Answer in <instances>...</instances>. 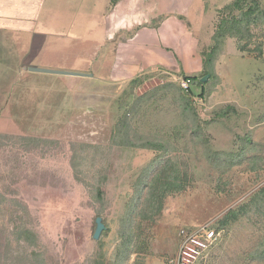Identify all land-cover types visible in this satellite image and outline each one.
<instances>
[{"label": "rangeland", "instance_id": "374dc122", "mask_svg": "<svg viewBox=\"0 0 264 264\" xmlns=\"http://www.w3.org/2000/svg\"><path fill=\"white\" fill-rule=\"evenodd\" d=\"M106 1L75 3L79 10L65 9L70 22L62 26L54 25L46 0L36 30L44 24L46 32L68 38L63 45L46 33L39 38L47 44L37 66L95 74ZM130 1L125 4L137 11L140 0ZM231 1L176 0L198 36L199 52L211 45L218 12ZM257 1L264 11V0ZM251 29L247 51L231 38L217 51L203 97L191 86L199 137L181 109L180 69L154 67L135 86L131 79L101 92L78 84L63 89L53 83L55 74L31 71L43 68L26 65L29 56L17 38L2 32L0 264H170L181 228L216 226L228 211L235 219L196 264H264L258 256L264 248V25ZM103 63L107 69L110 58ZM226 106L237 114L212 117ZM239 136L251 141L241 160L216 156L236 153ZM164 169L167 176L178 174L165 182L174 186L162 189L160 208L145 206L148 185ZM141 180L146 185L137 193ZM96 217L105 226L98 240ZM129 230L132 241L124 249ZM24 231L29 234L21 236Z\"/></svg>", "mask_w": 264, "mask_h": 264}, {"label": "crops", "instance_id": "0c3cea01", "mask_svg": "<svg viewBox=\"0 0 264 264\" xmlns=\"http://www.w3.org/2000/svg\"><path fill=\"white\" fill-rule=\"evenodd\" d=\"M84 1L86 0H51V14L57 17L53 19L54 25L68 24L70 17H67L65 9H73V6L74 10H79L80 7L75 3H85ZM44 3L46 0H0V34L4 32L9 38H17V42L21 44L19 49L29 56L26 65L57 69L61 65L51 67L45 63L37 66L40 65L37 60L47 44V41L39 43L40 39L52 37V41L58 39L63 45L68 38L62 32H46L44 24L36 30L41 22ZM92 3L95 5L96 1ZM106 3L101 16V19L104 17L105 24L104 38L95 47L101 62L98 70L95 74L87 75L82 70L58 69L83 76L55 74L57 77L53 83L60 82L63 89L78 84V87H92L101 92L104 89L109 90L115 82L125 83L154 67L167 71L180 69L186 75H197L201 72L198 36L192 31L194 29L186 15L177 11L176 0H171V3L168 0V4L167 0H140L136 4L137 11L132 3L125 4V0H117L113 5L110 0ZM170 4L172 8L169 7ZM125 17L130 18L126 21L128 24L125 27L119 26V20ZM96 54H92L90 58H95ZM107 57L110 58V63L105 69L103 62Z\"/></svg>", "mask_w": 264, "mask_h": 264}, {"label": "trees", "instance_id": "16d2710c", "mask_svg": "<svg viewBox=\"0 0 264 264\" xmlns=\"http://www.w3.org/2000/svg\"><path fill=\"white\" fill-rule=\"evenodd\" d=\"M116 1L117 0H111V4L112 5L115 4ZM218 13L220 15V18H219L218 23L216 24L214 33L211 37V45H209L206 48L204 47L202 50H200V56L202 59L201 72L198 75H186L185 73L181 72V75H180L182 80L185 82H188V85H189L187 88L182 87L184 90L180 88L183 91V94L180 96V98L182 99L181 109L184 114H186V112H189L190 114H187V115L192 116V117H188L192 121V126L190 128H192L193 133L197 137H199L200 127L197 124V116L196 114H194L195 111L193 110L192 103H191V98L193 96L191 86L197 87V88L200 87L201 93L199 94V96L203 97L205 95V89L203 88L204 85L201 82V79L206 75H209L210 78L213 77V74H212L213 62L215 60L217 51L220 49V47L223 46L225 40H227L228 38L235 39L237 41L238 50L242 52L247 51L246 49L248 46L247 44L252 37L251 27L253 25H264V11L261 9L260 4L257 0H233L230 3H228ZM260 44L261 45L257 46L256 48L259 51V53L262 52V47H263V44L262 43ZM141 78H142L141 76H137L136 78L130 81V84H132L133 86L139 84L142 81ZM236 114H237V111L234 109V107L226 106L214 112V115L212 117L224 119V118H228L229 116L236 115ZM125 123H126V120L122 122V126ZM238 140H239L240 145L238 146L239 150H237L236 153L235 152L217 153L216 156H219V157L228 156L229 158H232V160L235 162L237 159L241 160L246 152L247 145L251 141H250L249 136H245V137L239 136ZM145 146L149 148L150 146L153 147L151 142H146ZM165 151L167 150L165 149ZM174 168L177 169V166H175ZM173 175L167 176L166 170H165L162 176H158V177H155V179H153L154 180V182L152 181L153 186L148 185L149 195L145 199V206L147 205L148 207L153 206L154 208H160L162 200H163V196L165 195L163 192L164 188L169 191L170 189H172L171 186L172 187L174 186V184L173 183L171 184V182H168L166 184L165 182L169 178L173 179L174 181L176 180V177L178 176V174L176 175L173 174ZM161 177H164L165 179H161ZM160 183L163 185L159 187ZM145 185H146L145 180H141L137 186V193H139V191H141ZM158 188H159V194L155 196L154 192H156ZM175 188L176 190H179L178 187H175ZM234 213L235 212L228 211V213H226V215H224L220 219V221L218 222L216 226L212 225V227L216 230V232H220L223 228H225V226H227L231 222V220L235 219ZM102 223H103V220H102ZM95 227H96V223H95ZM129 231H130L129 239L127 236V239L125 242L126 245L124 243V247H123L124 249H127L129 244H131V241H132V232L131 230ZM26 232L27 231L22 232L21 236L23 235L27 236V233L29 234V232L27 233ZM102 235H103V232L101 236ZM256 254L258 255L259 253H256ZM258 256L264 259V248ZM116 258L118 259L117 256Z\"/></svg>", "mask_w": 264, "mask_h": 264}, {"label": "built area", "instance_id": "2783aa9c", "mask_svg": "<svg viewBox=\"0 0 264 264\" xmlns=\"http://www.w3.org/2000/svg\"><path fill=\"white\" fill-rule=\"evenodd\" d=\"M188 86V82H182L183 88ZM219 237L220 233L209 223L194 228H181L178 231L177 254L170 264H196L206 256Z\"/></svg>", "mask_w": 264, "mask_h": 264}, {"label": "water", "instance_id": "95a60500", "mask_svg": "<svg viewBox=\"0 0 264 264\" xmlns=\"http://www.w3.org/2000/svg\"><path fill=\"white\" fill-rule=\"evenodd\" d=\"M31 71L34 72H42V73H53V74H60V75H70V76H83V74H79V73H68V72H59V71H51V70H45V69H35V68H31ZM209 75L204 76L201 79V82H205L208 79ZM96 223V227L93 233V238L95 240H98L101 233L103 232V230L105 229L104 224L102 223V219L100 217H97L95 220Z\"/></svg>", "mask_w": 264, "mask_h": 264}]
</instances>
